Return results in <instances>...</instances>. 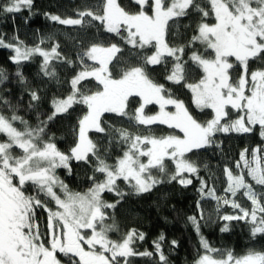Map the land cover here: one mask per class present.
I'll return each mask as SVG.
<instances>
[{"label":"snow or ice","instance_id":"6c2138e0","mask_svg":"<svg viewBox=\"0 0 264 264\" xmlns=\"http://www.w3.org/2000/svg\"><path fill=\"white\" fill-rule=\"evenodd\" d=\"M33 8L34 0H5L0 17L31 15ZM44 15L83 35L74 40L72 55L59 42L45 48L42 38L29 46L18 33H0V49L9 51L13 66L11 72L0 66V264H139L136 257L143 264H171L169 252L179 241L160 232L152 249L141 251L146 233L122 232L115 209L161 185L188 188L193 178L198 214L186 217L199 238L193 264H264V246H256L264 241V145L243 148L234 167L224 165L219 191L193 159L201 149L223 151L219 133L258 134L264 141V0H97L74 17ZM92 28L110 35L90 36ZM36 58L33 82L24 65ZM62 70L70 73L66 81ZM65 82L66 95L48 97L47 86ZM169 85L186 88L190 102ZM45 103L50 112L42 111ZM149 105L158 111L149 114ZM77 107L74 139L62 150L50 125ZM197 110H210L211 118L201 119ZM151 125L172 131L141 134V126ZM72 161L92 168L86 191H73L57 173L71 174ZM105 193L118 199L110 203ZM207 200L229 222L221 232L230 231L231 221L250 225L242 254L216 248L203 235L212 219L203 208ZM221 205L233 214L219 215Z\"/></svg>","mask_w":264,"mask_h":264},{"label":"trees","instance_id":"16d2710c","mask_svg":"<svg viewBox=\"0 0 264 264\" xmlns=\"http://www.w3.org/2000/svg\"><path fill=\"white\" fill-rule=\"evenodd\" d=\"M4 2L5 0H0V4ZM96 2L97 0H34L33 14L29 15V12L25 10L14 14L15 19L12 18V15L0 17V33H6L8 37L18 33L20 38L29 46L39 44L42 38H45V43L41 47L45 48L50 47L51 43L59 42L63 51L74 55V40L83 35V33L76 31V26L60 25L51 21L44 13L60 15L62 18L68 16L74 17L78 8H82L86 3L94 4ZM26 18L27 23H25ZM89 35L100 36L103 39V37L110 34L103 33V29L98 31L96 28H92L89 29ZM49 36H52L54 39L48 41L46 38ZM9 54L8 50L0 49V66L7 68L11 72L13 66L8 63L7 57ZM123 55L125 59L129 58L127 53ZM39 59L36 58L35 61L25 63L24 65V73L30 81H38ZM89 63L91 64L90 61ZM116 71H119V66H117ZM156 77L162 81L159 71H157ZM61 78L66 81L70 78V73L62 70ZM94 84L95 81H91L89 86ZM169 86L173 88L176 95L190 102V93L186 88L179 85ZM13 88L15 90V83H13ZM68 90L69 86L66 82L60 85L51 84L47 86V95L48 97L54 94L66 95ZM135 107L136 105L133 104L132 109ZM42 111H51L48 103L44 104ZM157 111L154 105H149L146 108V112L149 114H155ZM79 114V107H77V110L71 116L57 117L50 125L51 132L56 134L59 147L62 150H66L74 139L71 128L75 125L76 117ZM198 115L203 120L211 118L210 110H205L204 113L198 112ZM32 119H35L34 116ZM140 131L144 135L154 134L160 136L166 135L172 130L168 129L166 125H151L141 126ZM92 135L96 139L98 134L93 133ZM217 139L221 142L223 151L216 148L201 149L193 159L201 164L200 175L209 180L210 184L215 180L219 191L225 186L224 165L227 164L234 167V162L239 159V152L243 148L247 147L251 149L257 145H264V141L260 140L258 134L241 135L236 133H219L217 134ZM116 153H119V149L115 150L113 159ZM109 162L111 163L112 160ZM205 163L209 165V170L203 169V164ZM71 166V174L68 173L67 169H57L58 175L73 191H86L90 186L88 177L92 175V168L76 161H72ZM210 177L211 179H209ZM118 183H120L123 189L127 190L123 182ZM198 186L199 182L193 178V185H190L188 188H182L179 184L173 183L171 185H161L151 193L143 194L139 197H127L115 209L116 218L121 224L122 232L130 228H138L140 231L145 232L146 238L140 242L142 245L140 247L141 251L145 248L151 250L152 241L160 232H163L168 241L173 239L179 241V247L169 252L171 264H193V261L197 258L199 238L191 225L187 223L186 217L198 214L196 208V201L198 199L196 188ZM105 199L110 203H114L118 197L113 193H105ZM241 199L243 201L246 200L244 198ZM202 203L206 216L211 214L212 217L208 224L202 227L203 235L210 243L216 248H231L238 254L246 251L249 246L250 225L245 223V221H231L230 231L221 232L220 228L229 222L218 218L216 202L207 200ZM173 205L179 210L178 212L172 210ZM108 211L111 212L112 210L109 209ZM233 212L234 210L227 205H223L219 209V215L233 214ZM201 223L203 224V221ZM112 235L114 239L119 238L115 233ZM256 246L258 248L264 246V241L257 243ZM134 259L139 264H143L142 258L136 257Z\"/></svg>","mask_w":264,"mask_h":264},{"label":"rangeland","instance_id":"374dc122","mask_svg":"<svg viewBox=\"0 0 264 264\" xmlns=\"http://www.w3.org/2000/svg\"><path fill=\"white\" fill-rule=\"evenodd\" d=\"M90 62H91V61H90ZM91 63H92V62H91ZM154 106H156V105H154ZM156 108H157V110H158V106H156ZM241 200H242V199H241ZM242 202L244 203V205H245L246 207H250V206H251V205H250V202H247L246 200H245V201L242 200ZM222 206H223V205H221L220 208H222ZM220 208H219V209H220Z\"/></svg>","mask_w":264,"mask_h":264}]
</instances>
